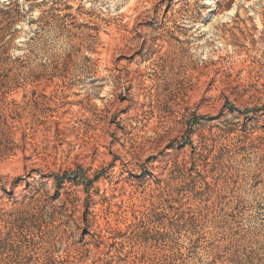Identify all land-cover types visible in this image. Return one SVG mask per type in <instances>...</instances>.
I'll list each match as a JSON object with an SVG mask.
<instances>
[{
    "label": "rangeland",
    "instance_id": "rangeland-1",
    "mask_svg": "<svg viewBox=\"0 0 264 264\" xmlns=\"http://www.w3.org/2000/svg\"><path fill=\"white\" fill-rule=\"evenodd\" d=\"M0 264H264V0H0Z\"/></svg>",
    "mask_w": 264,
    "mask_h": 264
}]
</instances>
